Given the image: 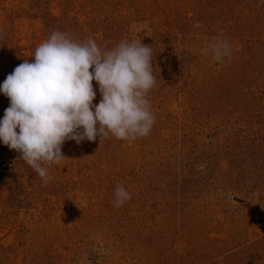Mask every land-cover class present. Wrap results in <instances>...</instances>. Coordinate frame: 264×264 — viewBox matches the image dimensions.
<instances>
[{"label":"rangeland","instance_id":"374dc122","mask_svg":"<svg viewBox=\"0 0 264 264\" xmlns=\"http://www.w3.org/2000/svg\"><path fill=\"white\" fill-rule=\"evenodd\" d=\"M53 30L152 46L156 122L66 141L46 184L0 142V264H264V0H0V85Z\"/></svg>","mask_w":264,"mask_h":264},{"label":"clouds","instance_id":"9594fccd","mask_svg":"<svg viewBox=\"0 0 264 264\" xmlns=\"http://www.w3.org/2000/svg\"><path fill=\"white\" fill-rule=\"evenodd\" d=\"M207 50L219 64L232 55L222 32L210 38ZM32 56L33 62L25 59L0 85L10 101L0 120V142L20 153L45 184L48 169L67 160L61 149L68 140L134 141L150 134L156 122L147 98L156 86L152 46L122 40L102 51L91 37L79 42L66 31L53 30ZM93 81L102 97L98 105L93 104ZM130 200V192L117 185L113 206Z\"/></svg>","mask_w":264,"mask_h":264}]
</instances>
